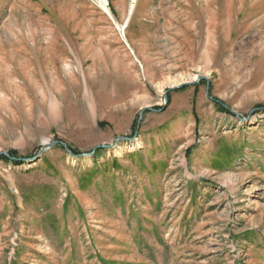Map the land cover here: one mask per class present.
<instances>
[{
  "label": "rangeland",
  "instance_id": "rangeland-1",
  "mask_svg": "<svg viewBox=\"0 0 264 264\" xmlns=\"http://www.w3.org/2000/svg\"><path fill=\"white\" fill-rule=\"evenodd\" d=\"M0 264H264V0H0Z\"/></svg>",
  "mask_w": 264,
  "mask_h": 264
},
{
  "label": "water",
  "instance_id": "water-1",
  "mask_svg": "<svg viewBox=\"0 0 264 264\" xmlns=\"http://www.w3.org/2000/svg\"><path fill=\"white\" fill-rule=\"evenodd\" d=\"M199 80H206V81H207V78H206V77H203V76H199V77L197 78L196 81H199ZM207 82H208V81H207ZM171 90H174V88H171V89L167 90V92H166L165 95H164V99H165V100H166L167 94H168ZM146 109H148V108H146ZM144 111H145V110L142 109V110L140 111V115H142ZM118 140H124V137L118 138L117 141H118ZM58 143L61 144V145L65 148V150H66V152H67L68 154L72 155L71 151L67 148V146H66L65 144H63V143H61V142H59V141H54V142H52V143L45 144V146H43V147L40 149V151L38 152L37 157H38L40 154H42L43 152H45L46 149H49V148L53 147L55 144H58ZM108 147H109V146H101V145H100V146H96L95 149H98V148H108ZM95 149H94V150H95ZM92 152H94V151H92ZM4 155H6V154H4ZM13 160H15V159H13Z\"/></svg>",
  "mask_w": 264,
  "mask_h": 264
},
{
  "label": "bare ground",
  "instance_id": "bare-ground-1",
  "mask_svg": "<svg viewBox=\"0 0 264 264\" xmlns=\"http://www.w3.org/2000/svg\"><path fill=\"white\" fill-rule=\"evenodd\" d=\"M48 110H49V114L52 117H55L58 114V112H59V104H58V102L51 100L50 103H49Z\"/></svg>",
  "mask_w": 264,
  "mask_h": 264
},
{
  "label": "trees",
  "instance_id": "trees-1",
  "mask_svg": "<svg viewBox=\"0 0 264 264\" xmlns=\"http://www.w3.org/2000/svg\"><path fill=\"white\" fill-rule=\"evenodd\" d=\"M71 151H72V153H74L75 155H78L77 151H74V150H71ZM12 156H15V157H17L15 153H12ZM4 158L8 160V158H6V157H4ZM9 160H10V159H9ZM14 163L18 164V163H19V161H18V160H16V162H14Z\"/></svg>",
  "mask_w": 264,
  "mask_h": 264
}]
</instances>
